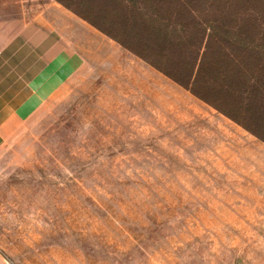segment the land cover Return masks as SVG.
<instances>
[{"label": "rangeland", "instance_id": "1", "mask_svg": "<svg viewBox=\"0 0 264 264\" xmlns=\"http://www.w3.org/2000/svg\"><path fill=\"white\" fill-rule=\"evenodd\" d=\"M15 36L5 264H264V140L58 0H0Z\"/></svg>", "mask_w": 264, "mask_h": 264}, {"label": "trees", "instance_id": "2", "mask_svg": "<svg viewBox=\"0 0 264 264\" xmlns=\"http://www.w3.org/2000/svg\"><path fill=\"white\" fill-rule=\"evenodd\" d=\"M264 140V0H58Z\"/></svg>", "mask_w": 264, "mask_h": 264}, {"label": "crops", "instance_id": "3", "mask_svg": "<svg viewBox=\"0 0 264 264\" xmlns=\"http://www.w3.org/2000/svg\"><path fill=\"white\" fill-rule=\"evenodd\" d=\"M23 40H28L34 46V48L31 50V53L34 56L37 55V50L42 44L37 37L22 39L20 36H15L11 38L10 41H8L3 47L2 51L0 52V110L15 112L17 109H20L19 96L22 92L20 89V78L22 77L20 66L22 60L18 55H20L22 51L23 44H26V42ZM13 46H16L17 48L10 50V47ZM11 61L13 62L12 66L9 65V62ZM10 79L12 80L10 81ZM0 264H5L4 258L1 255Z\"/></svg>", "mask_w": 264, "mask_h": 264}]
</instances>
